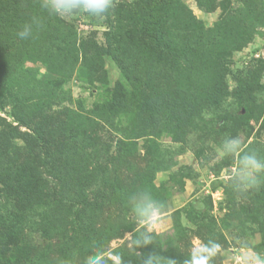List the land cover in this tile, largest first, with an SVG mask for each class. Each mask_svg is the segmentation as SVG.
Segmentation results:
<instances>
[{"label": "rangeland", "instance_id": "rangeland-1", "mask_svg": "<svg viewBox=\"0 0 264 264\" xmlns=\"http://www.w3.org/2000/svg\"><path fill=\"white\" fill-rule=\"evenodd\" d=\"M36 2L0 28V264H184L209 241L208 264H264V175H232L264 159V0H114L49 23ZM79 110L108 124L97 143ZM227 138L238 155H219ZM139 201L159 206L151 232Z\"/></svg>", "mask_w": 264, "mask_h": 264}, {"label": "clouds", "instance_id": "clouds-1", "mask_svg": "<svg viewBox=\"0 0 264 264\" xmlns=\"http://www.w3.org/2000/svg\"><path fill=\"white\" fill-rule=\"evenodd\" d=\"M42 8L50 15H65L75 11H82L93 16H103L114 7V0H42ZM31 27L25 25L23 30L18 33L21 39H27L31 35ZM242 141L239 138L225 139L219 149L221 157L225 155L236 156L242 151ZM240 167L233 170V178L239 181L237 188H248L257 185L260 178L264 175V159L258 157L255 152H246L239 160ZM158 207L152 203L139 201L134 211L136 212L140 225L147 226V232L152 231V223L157 214ZM143 243H150L147 233L143 234ZM219 245L213 241L208 244H201L192 250L191 259L185 260L184 264H208L209 259L216 254ZM86 264H103L100 255L87 257ZM144 264H160V258L149 255Z\"/></svg>", "mask_w": 264, "mask_h": 264}, {"label": "trees", "instance_id": "trees-1", "mask_svg": "<svg viewBox=\"0 0 264 264\" xmlns=\"http://www.w3.org/2000/svg\"><path fill=\"white\" fill-rule=\"evenodd\" d=\"M16 0H0V28L3 27L6 22L11 21V16L13 15V9L11 7V4H13ZM145 2L146 0H142ZM149 3L147 5H152L154 2L153 0H148ZM157 2V0H156ZM155 2V3H156ZM41 1L38 0L36 2L37 6H41ZM45 13V21L49 23L51 21V18L54 17V15H50L47 10L43 9ZM59 74H62V71L58 72ZM125 98H120L123 100ZM68 123L72 125L73 130H75L77 135L81 136L85 139L84 142L87 143H97L100 140V134L105 133V127H108V124L103 120L102 117L99 116V114L95 111H83L79 110V112L71 111L68 114L67 117ZM112 127V126H111ZM115 159L108 161V165H106V171H108V168L110 165H113ZM117 161V159H116ZM99 171H102V164L97 167ZM97 203H99L98 198H96ZM117 206H120L118 204H114L113 208H116L117 215H122L123 210L118 209L120 211H117ZM119 230V228H113L112 231L115 233V231Z\"/></svg>", "mask_w": 264, "mask_h": 264}]
</instances>
